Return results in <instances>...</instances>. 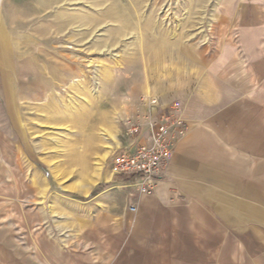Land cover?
Instances as JSON below:
<instances>
[{"label":"rangeland","instance_id":"374dc122","mask_svg":"<svg viewBox=\"0 0 264 264\" xmlns=\"http://www.w3.org/2000/svg\"><path fill=\"white\" fill-rule=\"evenodd\" d=\"M93 10H121L129 27L112 42L105 19L82 39L65 16ZM195 97L264 119V0H0V264H87L74 252L88 251L91 200L127 205L111 162L125 127L151 101ZM257 220L243 242L264 264Z\"/></svg>","mask_w":264,"mask_h":264},{"label":"crops","instance_id":"0c3cea01","mask_svg":"<svg viewBox=\"0 0 264 264\" xmlns=\"http://www.w3.org/2000/svg\"><path fill=\"white\" fill-rule=\"evenodd\" d=\"M255 31L247 28L251 41ZM255 110L188 100V130L154 192L141 195L133 212L91 200L77 242L88 251L74 255H87V264H258L262 250L243 242L256 239L264 218V119L257 122Z\"/></svg>","mask_w":264,"mask_h":264},{"label":"built area","instance_id":"2783aa9c","mask_svg":"<svg viewBox=\"0 0 264 264\" xmlns=\"http://www.w3.org/2000/svg\"><path fill=\"white\" fill-rule=\"evenodd\" d=\"M150 103L143 122L125 127L126 140L111 157L113 179L124 189L127 208L132 212L138 198L154 192L165 176L176 143L188 130L178 100L159 107L154 101Z\"/></svg>","mask_w":264,"mask_h":264},{"label":"bare ground","instance_id":"6f19581e","mask_svg":"<svg viewBox=\"0 0 264 264\" xmlns=\"http://www.w3.org/2000/svg\"><path fill=\"white\" fill-rule=\"evenodd\" d=\"M53 1H58V0H53ZM65 1V0H64ZM69 1V0H68ZM100 1V0H99ZM103 1V0H102ZM48 2V1H47ZM55 3V2H54ZM43 4V2H42ZM91 4V3H90ZM51 8V7H50ZM94 11V10H93ZM104 11H106L104 13ZM119 10L117 11H111V10H95L94 14L93 13H90L89 11L87 12H84L85 14L84 15H77V16H73V17H67L65 16L67 19V24H71L72 22H74L76 19V21L79 20L80 22V25L84 26V28H81L83 29L82 31H80L81 29H79L78 31L80 32H76L78 36H82L81 38L85 39V36L88 35L89 33L92 32V30L97 26L99 25L100 23L104 22L105 19H108V20H113L114 22H117L115 25H113L115 27V31H118L116 32V34L114 36H110V41L114 42V41H117V39L119 38V34L121 35L126 27H129V25L127 24V21L126 19L123 17V14H122V11L120 10V12H118ZM134 11V10H133ZM136 11V10H135ZM137 12V11H136ZM134 14V13H133ZM135 15V14H134ZM58 15H55V19H58L57 18ZM63 21V20H62ZM58 22V21H56ZM66 24V23H65ZM66 24V25H67ZM56 25H60L59 23L56 24ZM62 25H64L62 23ZM58 27H61V26H58ZM70 28V27H69ZM65 29V28H64ZM74 30V29H73ZM72 31V30H71ZM75 31V30H74ZM71 34V33H70ZM79 39V38H78ZM80 40V39H79ZM106 43V42H105ZM104 43V44H105ZM37 44V43H36ZM97 49H98V44H94ZM93 45V46H94ZM106 45V44H105ZM39 46V45H38ZM92 46V47H93ZM35 47V46H34ZM39 48V47H38ZM100 50V49H99ZM36 52V51H35ZM44 52V48L41 47L38 49V52L34 53L35 55L34 56H38L39 53H43ZM100 168V167H98Z\"/></svg>","mask_w":264,"mask_h":264}]
</instances>
